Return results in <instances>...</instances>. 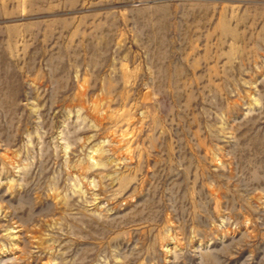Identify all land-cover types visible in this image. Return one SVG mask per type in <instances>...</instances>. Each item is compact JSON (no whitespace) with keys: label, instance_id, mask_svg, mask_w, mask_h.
<instances>
[{"label":"rangeland","instance_id":"rangeland-1","mask_svg":"<svg viewBox=\"0 0 264 264\" xmlns=\"http://www.w3.org/2000/svg\"><path fill=\"white\" fill-rule=\"evenodd\" d=\"M0 264H264V0H0Z\"/></svg>","mask_w":264,"mask_h":264}]
</instances>
